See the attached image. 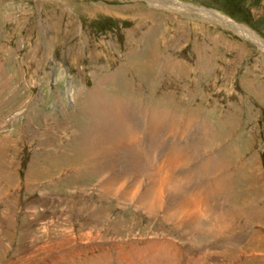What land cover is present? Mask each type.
<instances>
[{
  "label": "rangeland",
  "instance_id": "374dc122",
  "mask_svg": "<svg viewBox=\"0 0 264 264\" xmlns=\"http://www.w3.org/2000/svg\"><path fill=\"white\" fill-rule=\"evenodd\" d=\"M160 2L169 6L0 0V167L11 174L0 177V264H264V223L237 222L246 227L232 252L202 238L192 250L196 229L185 211L176 224L163 220L183 200L194 215L224 218L223 230L226 210L235 212L227 199L242 205L239 197L258 198L257 207L264 206V0ZM60 101L77 107L61 116ZM114 113L134 150L144 136L153 146L172 139L169 149L113 156L104 140ZM220 142L223 148H215ZM234 152L242 168H235ZM167 155L165 171L153 164ZM80 157L88 158L77 163ZM193 157L189 167H177ZM212 159L214 166L203 168ZM215 164L227 171L216 173ZM254 169L263 177L253 182L247 172ZM170 172L163 214L152 216L141 200ZM228 176L234 188H218ZM190 194L199 197L192 203Z\"/></svg>",
  "mask_w": 264,
  "mask_h": 264
},
{
  "label": "bare ground",
  "instance_id": "6f19581e",
  "mask_svg": "<svg viewBox=\"0 0 264 264\" xmlns=\"http://www.w3.org/2000/svg\"><path fill=\"white\" fill-rule=\"evenodd\" d=\"M149 2L153 5H156V4H160V7H164V6H169V5H166V4H162L160 2V0H149ZM158 2V3H157ZM159 6V5H158ZM170 7H172V5H170ZM174 10V9H173ZM180 10V9H179ZM198 10H196V13H197ZM213 17L215 18V20L219 19H223V21L225 23H229V21L227 20V18H222L220 16H218L217 14H213ZM221 19H220V18ZM236 25V24H235ZM237 27V26H236ZM239 28V27H237ZM241 28V27H240ZM241 31V30H240ZM245 33V32H244ZM247 34V35H246ZM245 34V36L247 37H250L252 35V32L250 31H247ZM251 38V37H250ZM255 38V37H254ZM260 43V41L258 42ZM263 43V42H262ZM264 44V43H263ZM264 46H262L263 48ZM149 66V65H148ZM152 66V65H150ZM135 68V67H134ZM159 69V68H158ZM147 70V69H146ZM160 70V69H159ZM108 106V105H107ZM109 107V106H108ZM107 111H109V109H107ZM115 115L112 116V118H108L106 117V122H111L112 123V127H110V129L108 130L109 132L111 131L112 134L110 133V137H108V139L106 138L104 141L106 142V140L110 141V143H112V153L114 154L113 156L117 155V154H120V152H128L131 156L132 159H137V157L139 158L141 156L140 152L139 151H142V148L140 146H137V143L140 145L142 142H135V150L133 149V147L131 146V140L129 138H131L130 136V130L126 131V127L124 126V128L119 125L122 123V119L121 117H119L116 113H114ZM157 115V113H155ZM160 116L163 115V114H159ZM160 116H158L159 118V121L161 122L160 120ZM165 117V115L163 116ZM167 117V116H166ZM162 118V116H161ZM169 121V120H168ZM171 121V120H170ZM172 122V121H171ZM170 122V123H171ZM127 125L129 126V122L126 121ZM174 124V123H173ZM167 125V123H166ZM165 125V126H166ZM169 125V124H168ZM175 125V124H174ZM136 126V125H135ZM161 124L160 123H156V127L155 128H161L160 127ZM163 127H165L164 125H162ZM170 126V125H169ZM122 127V130H120V128ZM168 126H166L167 128ZM175 127V126H174ZM114 128V129H112ZM162 129V128H161ZM124 130V132H122ZM173 128L171 129V132H172ZM165 132V135H167L166 131ZM108 133V132H107ZM106 133V134H107ZM168 134H170V132H168ZM108 135V134H107ZM113 135V136H112ZM111 138L114 140H112L111 142ZM146 140V136H144L143 140ZM213 148V147H212ZM81 154L83 155V153H85V151L83 149H81ZM139 150V151H138ZM174 151V149H173ZM207 151V150H206ZM103 152H106L108 156H110V153L105 150ZM111 153V154H112ZM176 153V152H175ZM142 154L145 155L144 152H142ZM175 154L173 152V154L168 158V160H170L171 162L168 163L169 165V170L172 169V164H173V161L176 160L177 158L174 157ZM111 157V156H110ZM116 157V156H115ZM1 158V157H0ZM81 158V157H80ZM88 157H84V158H81L80 160H75L78 162L84 160V159H87ZM100 159V157H99ZM99 159L97 160V162L99 161ZM196 161V157H193V158H186L185 161H181L177 167H180V166H187L189 167V165L193 164L194 162ZM37 162V161H36ZM90 164H92V161L89 160ZM77 163H75V165H77ZM220 163V162H219ZM218 165H221L219 164ZM143 164L145 165V167H147V163L145 164V162L143 161ZM217 164H215V169H213L214 171L217 170L216 173H218V170H221V171H224L226 172L227 171V167H224V169H221L222 167H218ZM208 168H212V166H214V161L213 159L210 160V161H207L206 163H204V166L203 168L207 167ZM32 167V166H31ZM35 167V166H34ZM158 167V166H157ZM36 169V168H34ZM33 172H37L36 170H34ZM213 172V171H212ZM29 173H31V171H29ZM29 173H28V176H29ZM175 173V172H174ZM215 173V172H214ZM156 176V178L159 179V176H158V173L155 172L154 173ZM4 176L3 179H5L6 181L7 180H11V174L10 173H7L6 171L5 172H1V167H0V177L1 176ZM171 175H172V172H170V176L168 177V174H166V177L163 179V178H160L161 180V185L159 187V189L157 190H150L149 193H146V195L142 198L141 200V204H142V208H144V210L148 213H150L152 216H157L158 214V211H159V215H162L163 214V211L161 209L162 207V202L164 201V197H163V190L164 188L166 187L167 185V189L169 190L170 188H172L173 186L172 185H168V184H171ZM35 177H39L37 176L36 174L34 175ZM192 176V175H191ZM236 178V177H235ZM234 178V179H235ZM245 178V177H244ZM46 180V179H45ZM166 180L169 181L170 183H166ZM3 181V180H2ZM208 181V180H207ZM207 181L204 182V180L199 184V187L201 188V191H198L199 193H202V195L204 196V194L206 193V189H207ZM205 183H206V186H205ZM29 184L32 185L33 182L32 180H29ZM196 184V185H198ZM232 184V183H231ZM182 185V184H181ZM217 187L222 189V188H225L227 187L228 189H233L234 187L232 185H230L229 183V176L228 177H224L223 179H221L217 184ZM203 187L205 189H203ZM174 189L180 193L181 190L175 188L174 186ZM245 191V190H244ZM163 192V193H162ZM137 193V189L136 191L134 192V195ZM181 194V193H180ZM199 195V194H198ZM197 194L196 195H193V194H190V195H187L189 197L190 200H192V203H193V199H196L198 198ZM232 198V195L230 194V192H228V197ZM235 197H237L235 194H234V197L233 199H235ZM241 200H242V205H238V201L237 200H231V199H227L228 201V204L230 206H233L234 207V211L235 212H229L226 210V213H227V219L225 220V226L223 227L224 229L222 230V226L224 225L223 224V221H224V218H218L217 220H214V219H211L209 220L208 218H205V216H207V213L206 215H201V216H197V215H194L192 211L188 210L185 208V205H186V202H184L183 200L181 201L180 205L178 206H175L174 207V215L173 216H170V215H166L165 217H163V220L166 222V223H169V222H172L174 221V224H176V222L179 220L180 216H182V212L185 211L187 212V215H186V219L188 220L189 222V225L192 229H196V234H195V237L192 241V243L189 245L191 247L192 250H194L195 247L197 246H201L202 244H200L198 241L202 238V240L205 242V244L207 243H211V242H214L216 243V245L218 247H222L224 248L223 246H226V249L227 250H230L232 252H234L235 248H232L231 246L234 244L233 241H235V238L236 236H238L239 233H244L243 231V228L246 227L244 224H240L237 226V222H241L242 219H244L246 225L250 224L251 221H258L260 223H264V206L262 205L261 208L259 209V205L257 207V204L260 203L258 198H256L255 200H253L252 198H250L249 201L247 202H244L243 199L241 197H239ZM184 200H186V198L184 197ZM226 201V202H227ZM237 202V203H236ZM264 204V203H263ZM256 205V207L254 206ZM203 205H201V208H202ZM228 207V206H227ZM235 207H239L238 209L235 208ZM229 209V208H228ZM208 210V209H207ZM206 212V211H205ZM208 212V211H207ZM211 213V212H210ZM209 214V212H208ZM248 214H251L252 217L249 218V215ZM194 216V219H195V222L197 225H195L194 223V219L193 217ZM208 217V216H207ZM217 218V217H215ZM212 221V222H211ZM222 221V222H221ZM228 223V224H227ZM220 226V227H219ZM228 226V227H227ZM85 236V235H84ZM90 236V233L88 235V237ZM261 239V238H260ZM158 242H162L161 240L157 241H153V246H155L156 243ZM254 241H250L249 243H247V250L249 251L251 249L250 247V243H252ZM237 243V242H236ZM203 244V245H205ZM220 245V246H219ZM238 246V245H237ZM236 246V247H237ZM244 247V246H242ZM155 249V248H154ZM253 249H255L253 247ZM146 254H150V252L147 250V252H145ZM192 257V256H191ZM188 258L186 256V262H187V259L191 260L192 258ZM240 258V257H239ZM238 258V259H239ZM236 259V260H238ZM189 260V262H190ZM246 260V259H245ZM242 261V262H241ZM240 264H243V260H240L239 261Z\"/></svg>",
  "mask_w": 264,
  "mask_h": 264
}]
</instances>
